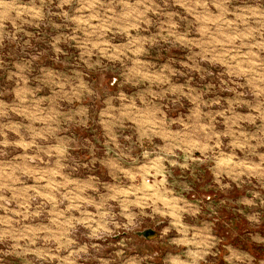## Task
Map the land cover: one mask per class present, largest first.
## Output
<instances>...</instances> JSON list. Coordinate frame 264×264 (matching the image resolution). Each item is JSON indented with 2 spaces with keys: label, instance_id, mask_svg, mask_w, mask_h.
<instances>
[{
  "label": "rangeland",
  "instance_id": "374dc122",
  "mask_svg": "<svg viewBox=\"0 0 264 264\" xmlns=\"http://www.w3.org/2000/svg\"><path fill=\"white\" fill-rule=\"evenodd\" d=\"M0 264H264V0H0Z\"/></svg>",
  "mask_w": 264,
  "mask_h": 264
},
{
  "label": "water",
  "instance_id": "95a60500",
  "mask_svg": "<svg viewBox=\"0 0 264 264\" xmlns=\"http://www.w3.org/2000/svg\"><path fill=\"white\" fill-rule=\"evenodd\" d=\"M154 232H155L154 229L147 228L145 230L138 231L137 234L140 235V236L148 237L150 234H153Z\"/></svg>",
  "mask_w": 264,
  "mask_h": 264
},
{
  "label": "crops",
  "instance_id": "0c3cea01",
  "mask_svg": "<svg viewBox=\"0 0 264 264\" xmlns=\"http://www.w3.org/2000/svg\"><path fill=\"white\" fill-rule=\"evenodd\" d=\"M254 259H255V257H254Z\"/></svg>",
  "mask_w": 264,
  "mask_h": 264
}]
</instances>
